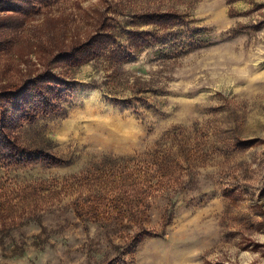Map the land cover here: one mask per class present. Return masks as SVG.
<instances>
[{
	"label": "rangeland",
	"instance_id": "1",
	"mask_svg": "<svg viewBox=\"0 0 264 264\" xmlns=\"http://www.w3.org/2000/svg\"><path fill=\"white\" fill-rule=\"evenodd\" d=\"M28 10L0 12V27L13 24L0 29V88L48 68L70 87L60 111L17 134L60 163H0V187L45 184L37 201L2 208L0 221L14 224L0 227V264H264V0H50ZM160 13L184 23L137 19ZM108 17L135 18L130 28L167 42L200 41L174 56L164 40L123 64L48 63L54 46L86 40ZM159 167L149 186L135 179ZM120 175H132V195L146 192L144 226L130 219L134 205L124 222L112 210L111 222L81 220L76 203ZM141 228L150 235L130 247Z\"/></svg>",
	"mask_w": 264,
	"mask_h": 264
},
{
	"label": "trees",
	"instance_id": "2",
	"mask_svg": "<svg viewBox=\"0 0 264 264\" xmlns=\"http://www.w3.org/2000/svg\"><path fill=\"white\" fill-rule=\"evenodd\" d=\"M50 0H0V12H21L29 13V8L36 4H45ZM28 6L27 9L23 8ZM25 9V10H24ZM135 18H131L125 25H120L113 17L104 19L101 28L91 34L86 40L74 42L72 45L61 44L54 46L48 52V63L55 62L63 64L68 70L75 67H80L91 63L100 57L108 58L110 62L123 64L130 61L132 53H138L142 48L155 46V44L169 43L170 49L174 51V56H177L179 51L185 49H194L200 40L194 39L195 33L183 36L179 33L177 37L171 38V42H167L168 37H163V33H158L155 29L152 30H136L130 26H136ZM140 22L143 25H156L168 27V30L174 26H182L184 20L178 15L170 14H141ZM13 24L3 25L0 29L12 27ZM165 35V34H164ZM5 43V44H4ZM9 46V42L0 39V50ZM171 55V54H170ZM173 55V54H172ZM12 84V83H11ZM70 87V79L60 74H56L51 68L43 70L35 76L28 78L20 85H5L0 88V163L10 166L13 164H32L36 162L60 163V160L55 156L45 152H34L18 139V131L28 122H34L36 119L60 111L62 102L68 94ZM243 146V145H242ZM148 168L147 170L138 171L135 179L140 180L142 184L150 185L153 177H158L159 171H166L162 167L156 170ZM136 173V174H137ZM111 177V176H110ZM109 177V179H110ZM130 178L132 175L129 176ZM130 178L126 182L122 181L120 175L117 180L115 176L110 185H105V182L100 183L98 190L92 196L82 199L76 203V215L81 220L111 222V219L106 215L118 211L116 218L125 221L124 213L129 212L134 205L132 213L129 215L131 221L137 222L144 226L146 219V210L143 208V203L147 196L145 190H138L131 194V185L133 182ZM108 179V180H109ZM144 181V182H143ZM30 185L20 188L23 191L9 189L6 187L0 192V212L5 210L4 207H13L14 200L21 202L31 200L37 201L40 199L39 191L43 190L44 183ZM105 188H104V187ZM104 188V189H103ZM133 198V199H132ZM9 210V209H8ZM114 214V213H112ZM13 222V221H12ZM12 224H7L0 221V227L3 233L11 231ZM150 230L141 228L136 236L128 238L130 247L136 246L144 237L150 235Z\"/></svg>",
	"mask_w": 264,
	"mask_h": 264
}]
</instances>
